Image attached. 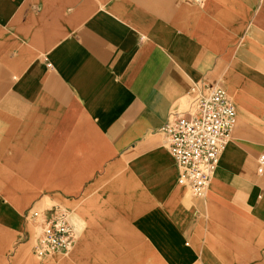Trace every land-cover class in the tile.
Segmentation results:
<instances>
[{"label":"crops","instance_id":"0c3cea01","mask_svg":"<svg viewBox=\"0 0 264 264\" xmlns=\"http://www.w3.org/2000/svg\"><path fill=\"white\" fill-rule=\"evenodd\" d=\"M221 83L206 197L159 128ZM264 0H0V264H264ZM79 237L38 257L30 208Z\"/></svg>","mask_w":264,"mask_h":264},{"label":"built area","instance_id":"2783aa9c","mask_svg":"<svg viewBox=\"0 0 264 264\" xmlns=\"http://www.w3.org/2000/svg\"><path fill=\"white\" fill-rule=\"evenodd\" d=\"M168 117L159 132L179 166L178 180L189 187L193 196L206 197L238 121L232 94L221 83H202L193 87L189 104L169 112ZM259 162L262 172L264 154ZM26 215L35 219L39 228L32 248L38 257L73 248L79 232L68 209L55 204L49 208H30Z\"/></svg>","mask_w":264,"mask_h":264}]
</instances>
